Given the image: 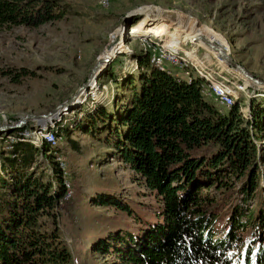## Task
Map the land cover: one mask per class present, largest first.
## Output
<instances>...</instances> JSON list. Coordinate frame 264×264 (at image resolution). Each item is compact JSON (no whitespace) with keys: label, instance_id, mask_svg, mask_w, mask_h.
Segmentation results:
<instances>
[{"label":"trees","instance_id":"obj_1","mask_svg":"<svg viewBox=\"0 0 264 264\" xmlns=\"http://www.w3.org/2000/svg\"><path fill=\"white\" fill-rule=\"evenodd\" d=\"M66 12L60 0H0V29L35 28ZM133 58L135 76L119 83L128 93L124 102L87 112L73 128L91 136L104 131L97 140L155 207L142 220L113 194H96L91 204L112 208L132 224L97 237L90 250L107 264H264V100L249 98L247 117L238 100L217 109L203 99L200 78L173 76L148 52ZM61 128H49L55 142L38 144L6 132L0 264H71L55 214L70 200L56 142ZM65 142L78 151L68 135Z\"/></svg>","mask_w":264,"mask_h":264},{"label":"rangeland","instance_id":"obj_2","mask_svg":"<svg viewBox=\"0 0 264 264\" xmlns=\"http://www.w3.org/2000/svg\"><path fill=\"white\" fill-rule=\"evenodd\" d=\"M60 1L67 12L57 21L35 28L0 29V126L10 127L25 116L43 115L60 106L44 119H25L19 127L1 131L0 152L10 149L6 132L22 133L38 144L43 138L54 137L49 128L63 126L62 138L56 142L70 200L55 213L60 237L71 264H107L106 256L90 250L91 243L109 230L131 226L132 221L112 208L91 204V199L102 192L113 194L142 220L151 218L147 208L155 204L132 173L112 157V150L97 140L104 131L93 136L83 134L73 128V123L80 118L83 121L86 113L97 107L109 111L124 102L128 93L119 83L123 77L135 76L133 54L138 52H148L156 67L167 69L173 76L203 80V99L217 109L228 108L238 100L239 112L247 117L249 98L262 102L264 86H254L228 68L194 40L176 17H153L143 9L176 11L208 42L262 82L264 0ZM121 27L120 41L109 58L103 57L115 44ZM168 54L175 64L167 62ZM98 57L108 61L82 87ZM66 135L77 144L78 151L67 146Z\"/></svg>","mask_w":264,"mask_h":264},{"label":"water","instance_id":"obj_3","mask_svg":"<svg viewBox=\"0 0 264 264\" xmlns=\"http://www.w3.org/2000/svg\"><path fill=\"white\" fill-rule=\"evenodd\" d=\"M201 40V42L207 46L209 49H211L213 52H215L218 56V58H220L221 60L224 61L225 65L228 67V68H231L233 70H235L236 72H238L244 79L250 81L251 83L253 84H259V85H264V81L262 82H259L255 79L252 78V76H250L240 65L236 64L235 62H233L231 60V58L228 56V54L221 48L217 47L216 45L214 44H211L209 43L207 40H205L204 38H199ZM101 57H98L96 59V62L94 63L92 69L90 70L88 76H87V80L86 82L82 85V87H85L87 82L92 79V74L94 72L97 71V69L99 68L100 64H105L108 59L107 58H103V59H100ZM81 87V88H82ZM80 88V89H81ZM78 89V90H80ZM77 90V91H78ZM60 106H57L53 111L51 112H48L46 114H43V115H39V116H25L23 117L19 122H17L16 124H14L13 126H10V127H5V126H0V132L5 130V129H8V130H12V129H15L17 127H19L20 125L23 124V121L25 119H44L45 117H47L48 115H50L51 113H53L54 111H56Z\"/></svg>","mask_w":264,"mask_h":264},{"label":"bare ground","instance_id":"obj_4","mask_svg":"<svg viewBox=\"0 0 264 264\" xmlns=\"http://www.w3.org/2000/svg\"><path fill=\"white\" fill-rule=\"evenodd\" d=\"M143 13L144 14H151L153 17H160V16H164V15H172L174 17H176L178 20H179V23L180 25L185 28L193 37H194V40L198 41L200 44H203L201 42V40L199 38H204L202 35H200L198 32H196L193 27H191L185 20L182 16H180L176 11H169V10H159V11H156V12H151L149 9H143ZM123 27L119 28L118 32H117V39L115 41V44L111 45L107 50L106 52L104 53V56L103 57H108L109 58V54H110V51L113 47H115L118 42L120 41V36H121V33L123 31ZM123 38V37H122ZM205 39V38H204ZM206 40V39H205ZM122 42H123V39L122 41L120 42V45H122ZM210 43V42H209ZM212 44V43H211ZM204 45V44H203ZM205 46V45H204ZM207 49H209L207 46H205ZM218 47V46H217ZM214 55L217 56V54L215 52H213L211 49H209ZM218 57V56H217ZM220 59V58H219ZM221 60V59H220ZM223 63L224 61L221 60ZM167 62L171 63V64H174L175 63V59L174 57H172L171 55L168 54L167 56ZM102 64H100L101 66ZM99 66V67H100ZM242 77V76H241ZM243 78V77H242ZM244 79V78H243ZM246 80V79H244ZM248 81V80H246ZM249 83H251L250 81H248ZM252 84V83H251ZM254 85V84H253ZM256 86V85H254ZM264 85H261V86H258V87H262ZM49 116V115H48ZM46 118V117H45ZM66 199H67V196H66Z\"/></svg>","mask_w":264,"mask_h":264},{"label":"built area","instance_id":"obj_5","mask_svg":"<svg viewBox=\"0 0 264 264\" xmlns=\"http://www.w3.org/2000/svg\"><path fill=\"white\" fill-rule=\"evenodd\" d=\"M64 199H66V196L64 197Z\"/></svg>","mask_w":264,"mask_h":264},{"label":"crops","instance_id":"obj_6","mask_svg":"<svg viewBox=\"0 0 264 264\" xmlns=\"http://www.w3.org/2000/svg\"><path fill=\"white\" fill-rule=\"evenodd\" d=\"M186 79V78H185Z\"/></svg>","mask_w":264,"mask_h":264}]
</instances>
